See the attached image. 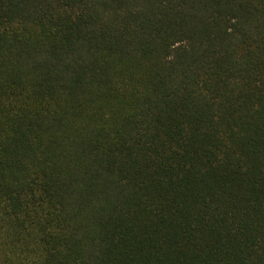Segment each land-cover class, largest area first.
I'll list each match as a JSON object with an SVG mask.
<instances>
[{"label":"trees","instance_id":"16d2710c","mask_svg":"<svg viewBox=\"0 0 264 264\" xmlns=\"http://www.w3.org/2000/svg\"><path fill=\"white\" fill-rule=\"evenodd\" d=\"M0 264H264V0H0Z\"/></svg>","mask_w":264,"mask_h":264}]
</instances>
